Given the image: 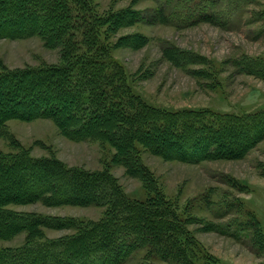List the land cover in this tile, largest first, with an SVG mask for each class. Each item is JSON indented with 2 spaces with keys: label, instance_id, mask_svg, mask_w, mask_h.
Listing matches in <instances>:
<instances>
[{
  "label": "trees",
  "instance_id": "1",
  "mask_svg": "<svg viewBox=\"0 0 264 264\" xmlns=\"http://www.w3.org/2000/svg\"><path fill=\"white\" fill-rule=\"evenodd\" d=\"M257 1L153 0L162 20L179 16L189 23L219 26L240 3ZM89 2L0 0V39L37 36L48 47L60 48L56 65L1 68L0 135L8 136V120L47 119L69 139L108 143L115 149L113 162L139 178L149 195L144 202L130 201L116 191L106 171L67 167L54 157H33L10 141L15 152L0 153V240L22 232L26 236L20 247L0 249V264H123L144 250L166 264H197L191 255L192 241L170 201L140 162L137 145L166 160L191 163L243 156L264 139V111L220 115L200 110L164 111L141 103L126 87L119 64L99 41L88 14ZM221 3L227 11L218 10ZM128 18L124 13L116 22L122 26ZM79 33L80 41L76 39ZM236 66L242 73L263 77L264 62L241 57ZM33 202L104 206L106 210L100 220L85 222L6 209L10 204ZM45 228L74 233L44 239ZM257 243L259 254L264 241Z\"/></svg>",
  "mask_w": 264,
  "mask_h": 264
},
{
  "label": "rangeland",
  "instance_id": "2",
  "mask_svg": "<svg viewBox=\"0 0 264 264\" xmlns=\"http://www.w3.org/2000/svg\"><path fill=\"white\" fill-rule=\"evenodd\" d=\"M89 3L88 14L99 41L119 64L126 87L141 103L164 111L200 110L220 115L264 111V72L260 77L242 73L236 66L241 57L264 62V0L240 3L223 26L189 23L179 16L162 20L153 0ZM222 5L218 10L227 11ZM124 13L130 18L121 26L116 21ZM81 36L77 34L76 39L82 40ZM190 56L194 58L190 60ZM58 63L60 48L48 47L40 37L0 39V70ZM6 130L10 137L0 135V153L15 152L14 142H10L14 140L33 157H54L67 167L106 171L116 191L130 201L144 202L149 195L139 178L113 162L115 149L108 143L69 139L47 119L8 120ZM137 147L140 162L170 201L192 241L191 255L197 264H214L216 259L217 264H264V248L256 253L257 242L264 241V139L243 156L197 163L166 160ZM6 209L87 222L100 220L106 207L33 202L10 204ZM72 233L69 229H42V237L50 240ZM25 236L22 232L0 240V249L20 247ZM123 264L166 263L144 250Z\"/></svg>",
  "mask_w": 264,
  "mask_h": 264
}]
</instances>
